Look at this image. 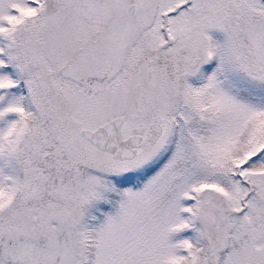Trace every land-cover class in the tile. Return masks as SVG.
<instances>
[{
    "label": "snow or ice",
    "instance_id": "1",
    "mask_svg": "<svg viewBox=\"0 0 264 264\" xmlns=\"http://www.w3.org/2000/svg\"><path fill=\"white\" fill-rule=\"evenodd\" d=\"M0 264H264V0H0Z\"/></svg>",
    "mask_w": 264,
    "mask_h": 264
}]
</instances>
